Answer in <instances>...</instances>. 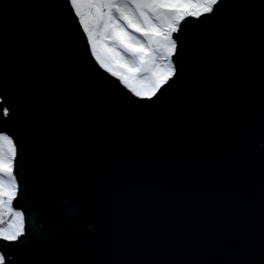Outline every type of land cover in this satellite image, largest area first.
I'll return each mask as SVG.
<instances>
[{
	"label": "water",
	"instance_id": "95a60500",
	"mask_svg": "<svg viewBox=\"0 0 264 264\" xmlns=\"http://www.w3.org/2000/svg\"><path fill=\"white\" fill-rule=\"evenodd\" d=\"M225 2L255 7L226 9L201 26L195 44L185 27L187 89L159 106L128 109L82 64L83 30L66 21L63 0H0L12 5L3 22L6 73L26 112L18 126L28 154L17 165L13 207L25 213L21 239L30 243L18 264L258 259L261 0Z\"/></svg>",
	"mask_w": 264,
	"mask_h": 264
},
{
	"label": "snow or ice",
	"instance_id": "6c2138e0",
	"mask_svg": "<svg viewBox=\"0 0 264 264\" xmlns=\"http://www.w3.org/2000/svg\"><path fill=\"white\" fill-rule=\"evenodd\" d=\"M58 6L77 33L83 30L82 64L90 66L91 74L103 81L128 109L159 106L173 94L187 89L183 57L185 27L192 26L191 40L195 44L201 26L218 19L226 9L255 7L228 4L225 0H63ZM10 7L8 3L0 4V93H3L0 104L5 105L0 107V129H3L0 130V223L6 216L9 219L6 227H0V241L4 242L0 247L12 251L15 258L0 251V264H18L30 243L21 239L27 233L25 213L13 207L20 190L17 165H23L28 152L24 131L18 126L26 119V112L16 81L6 73L3 22ZM260 20L264 39V0L260 4ZM261 124L264 126V116ZM33 141L39 144L35 135ZM88 215L89 209L85 208L83 219ZM233 264H264V232L258 259Z\"/></svg>",
	"mask_w": 264,
	"mask_h": 264
},
{
	"label": "built area",
	"instance_id": "2783aa9c",
	"mask_svg": "<svg viewBox=\"0 0 264 264\" xmlns=\"http://www.w3.org/2000/svg\"><path fill=\"white\" fill-rule=\"evenodd\" d=\"M8 222H9V219H8V217L6 216V217L4 218V220H3V222L0 223V227H5V226H7Z\"/></svg>",
	"mask_w": 264,
	"mask_h": 264
},
{
	"label": "trees",
	"instance_id": "16d2710c",
	"mask_svg": "<svg viewBox=\"0 0 264 264\" xmlns=\"http://www.w3.org/2000/svg\"><path fill=\"white\" fill-rule=\"evenodd\" d=\"M4 106L3 104H0V107Z\"/></svg>",
	"mask_w": 264,
	"mask_h": 264
},
{
	"label": "flooded vegetation",
	"instance_id": "af4514ba",
	"mask_svg": "<svg viewBox=\"0 0 264 264\" xmlns=\"http://www.w3.org/2000/svg\"><path fill=\"white\" fill-rule=\"evenodd\" d=\"M89 228L91 229V226H89Z\"/></svg>",
	"mask_w": 264,
	"mask_h": 264
},
{
	"label": "rangeland",
	"instance_id": "374dc122",
	"mask_svg": "<svg viewBox=\"0 0 264 264\" xmlns=\"http://www.w3.org/2000/svg\"><path fill=\"white\" fill-rule=\"evenodd\" d=\"M6 227V226H5Z\"/></svg>",
	"mask_w": 264,
	"mask_h": 264
}]
</instances>
